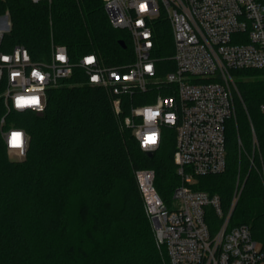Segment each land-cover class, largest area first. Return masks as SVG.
<instances>
[{
  "label": "trees",
  "instance_id": "obj_1",
  "mask_svg": "<svg viewBox=\"0 0 264 264\" xmlns=\"http://www.w3.org/2000/svg\"><path fill=\"white\" fill-rule=\"evenodd\" d=\"M6 13L11 31L4 38L5 51L23 45L33 61H41L53 41L66 46L73 61L90 53L109 66L133 60L128 34L110 25L104 0H0V15ZM157 33L159 56L168 57L170 30ZM164 62L169 67L162 74L173 69L169 60ZM236 74L264 150V75L256 70ZM85 80L76 69L61 87L47 91L42 113L12 110L6 116L3 128L13 124L28 136L26 155L18 161L9 159L1 135L7 109L0 85V264H169L166 251L156 245L135 171H155L156 188L171 206L179 185L174 132L167 130L161 146L148 156L130 130L121 128L108 92ZM238 134L250 152L252 133L241 107L238 126L228 131L226 172L199 177L194 186L219 195L224 210L235 190ZM219 223L213 214L208 217L213 230ZM243 224L264 247V190L255 171L248 175L230 228Z\"/></svg>",
  "mask_w": 264,
  "mask_h": 264
},
{
  "label": "built area",
  "instance_id": "obj_2",
  "mask_svg": "<svg viewBox=\"0 0 264 264\" xmlns=\"http://www.w3.org/2000/svg\"><path fill=\"white\" fill-rule=\"evenodd\" d=\"M42 1L50 0H32ZM104 7L110 25L128 34L133 60L126 64L109 66L94 53L73 61L67 47L53 41L41 61H33L23 45L5 51L11 21L8 13L0 15V85L7 109L1 135L6 149L25 157L28 148L23 129L13 124L3 128L6 116L12 110L42 113L47 91L61 87L79 69L86 84L108 92L121 128L130 130L143 152L154 153L165 132H174L179 185L171 206L156 188L155 171H135L156 245L166 251L169 264H264V247L250 226L230 228L251 171L264 190V150L236 74L256 70L264 75V0H104ZM167 27L172 53L160 57L157 32ZM167 60L173 69L162 74ZM240 107L249 120L252 149L246 150L238 134L235 190L224 210L219 195L194 186L199 177L226 172L228 131L238 126ZM260 111L264 114V103ZM152 136L155 143L148 140ZM211 214L220 220L215 230L208 224Z\"/></svg>",
  "mask_w": 264,
  "mask_h": 264
},
{
  "label": "rangeland",
  "instance_id": "obj_3",
  "mask_svg": "<svg viewBox=\"0 0 264 264\" xmlns=\"http://www.w3.org/2000/svg\"><path fill=\"white\" fill-rule=\"evenodd\" d=\"M7 154L9 159L13 160V161H18V160H22L24 157L20 156L17 152L14 151H8L7 150Z\"/></svg>",
  "mask_w": 264,
  "mask_h": 264
},
{
  "label": "snow or ice",
  "instance_id": "obj_4",
  "mask_svg": "<svg viewBox=\"0 0 264 264\" xmlns=\"http://www.w3.org/2000/svg\"><path fill=\"white\" fill-rule=\"evenodd\" d=\"M14 139L16 141H18L19 140V136L17 135L16 137H14ZM148 140H149L150 143H155V136L149 137Z\"/></svg>",
  "mask_w": 264,
  "mask_h": 264
},
{
  "label": "water",
  "instance_id": "obj_5",
  "mask_svg": "<svg viewBox=\"0 0 264 264\" xmlns=\"http://www.w3.org/2000/svg\"><path fill=\"white\" fill-rule=\"evenodd\" d=\"M120 45H121L122 48H126V44H125L124 41H121V42H120ZM147 154H148V156H150V157L153 156V152H148Z\"/></svg>",
  "mask_w": 264,
  "mask_h": 264
}]
</instances>
